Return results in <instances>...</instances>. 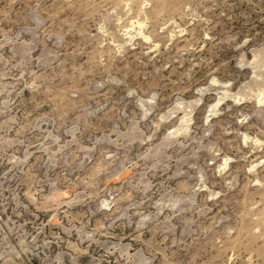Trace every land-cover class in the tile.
<instances>
[{
  "label": "rangeland",
  "instance_id": "374dc122",
  "mask_svg": "<svg viewBox=\"0 0 264 264\" xmlns=\"http://www.w3.org/2000/svg\"><path fill=\"white\" fill-rule=\"evenodd\" d=\"M0 264H264V0H0Z\"/></svg>",
  "mask_w": 264,
  "mask_h": 264
}]
</instances>
